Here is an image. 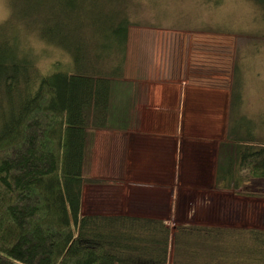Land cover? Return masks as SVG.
Here are the masks:
<instances>
[{
  "label": "crops",
  "instance_id": "crops-1",
  "mask_svg": "<svg viewBox=\"0 0 264 264\" xmlns=\"http://www.w3.org/2000/svg\"><path fill=\"white\" fill-rule=\"evenodd\" d=\"M159 36L152 44V37L130 28L128 44L110 49L113 86L106 120L88 131L92 182L83 209L87 188L106 187L109 197L99 195L95 206L111 203L118 211L99 213L171 227L167 264L177 262L174 232L180 226L202 230L191 237L202 247L195 264H229L235 247L245 251L253 244L248 231L264 230L250 227L264 224V177L234 187L241 176L237 140L264 143V93L231 76L218 45H187V38L159 45L166 38Z\"/></svg>",
  "mask_w": 264,
  "mask_h": 264
},
{
  "label": "trees",
  "instance_id": "trees-1",
  "mask_svg": "<svg viewBox=\"0 0 264 264\" xmlns=\"http://www.w3.org/2000/svg\"><path fill=\"white\" fill-rule=\"evenodd\" d=\"M249 1L264 13V0ZM131 23L130 16L114 19L110 45H98L100 68L84 57V38L79 50L64 43L68 61L44 74L29 54V35L26 45H0V264H167L173 231L163 221L83 209L84 187L92 182L86 173L88 131L106 120L110 49L128 44ZM29 30L59 43L40 25ZM84 46L88 53L97 45ZM246 141L237 140L244 175L236 176L235 188L252 176L264 177V143ZM198 231L176 228V264H195L202 247L191 237ZM248 232L253 244L245 251L235 247L229 264H264V230Z\"/></svg>",
  "mask_w": 264,
  "mask_h": 264
},
{
  "label": "rangeland",
  "instance_id": "rangeland-1",
  "mask_svg": "<svg viewBox=\"0 0 264 264\" xmlns=\"http://www.w3.org/2000/svg\"><path fill=\"white\" fill-rule=\"evenodd\" d=\"M129 16L132 32L146 38L149 35L152 44L156 36L163 35L165 41L159 40V45H181V39L184 44L186 38L187 45H218L224 60L220 63L225 67V61L230 63L231 76H242L247 88L264 93V13L249 0H0V45H26L29 35V54L36 56L35 64L42 74L54 69L59 61H68L64 43L72 50L83 45L84 57L88 54L92 67L100 68L104 63L98 45H106L115 33L114 19L118 22ZM36 25L47 38L57 36L59 43L50 44L29 30ZM80 38H84L82 45ZM84 45L97 46L87 53ZM72 59L70 66L78 67L77 58L72 55ZM168 62L172 66L175 57ZM260 111L264 127V108ZM87 189L85 213L118 211L111 203L95 206L99 195L109 197L106 187L98 192ZM260 206L263 209L264 202ZM177 222H181L179 218ZM250 227L264 229V224Z\"/></svg>",
  "mask_w": 264,
  "mask_h": 264
}]
</instances>
